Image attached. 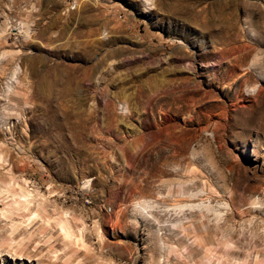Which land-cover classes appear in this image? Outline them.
<instances>
[{"label":"rangeland","instance_id":"374dc122","mask_svg":"<svg viewBox=\"0 0 264 264\" xmlns=\"http://www.w3.org/2000/svg\"><path fill=\"white\" fill-rule=\"evenodd\" d=\"M0 264H264V0H0Z\"/></svg>","mask_w":264,"mask_h":264},{"label":"built area","instance_id":"2783aa9c","mask_svg":"<svg viewBox=\"0 0 264 264\" xmlns=\"http://www.w3.org/2000/svg\"><path fill=\"white\" fill-rule=\"evenodd\" d=\"M74 3H76L75 1H73Z\"/></svg>","mask_w":264,"mask_h":264}]
</instances>
